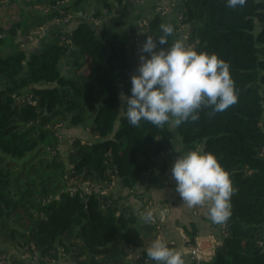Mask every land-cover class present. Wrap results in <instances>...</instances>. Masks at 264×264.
<instances>
[{
  "label": "trees",
  "instance_id": "trees-1",
  "mask_svg": "<svg viewBox=\"0 0 264 264\" xmlns=\"http://www.w3.org/2000/svg\"><path fill=\"white\" fill-rule=\"evenodd\" d=\"M137 3L0 0V245L18 251L33 243L41 264L61 257L73 264H123L121 237L135 254L127 264H156L146 255L156 230L140 208L114 197L103 210L97 192L78 188L70 195L65 189L67 182L86 181L107 189L114 181L118 189L134 191L178 137L177 157L196 147L213 153L237 189L227 235L212 261L201 264H264V0L236 8L227 0H176L188 33L182 42L230 65L238 102L214 115L204 108L197 121L173 128L143 120L133 126L119 101L120 94L131 96V77L139 74V44L128 40L136 28L125 20ZM64 19L75 28L47 31L52 40L32 46V32ZM145 21L142 38L153 37L156 51L181 41L178 25L160 45L164 18ZM57 124L86 127V144L74 139L62 157ZM55 194L59 201L42 205ZM166 228V243L178 250ZM187 233V245H194L196 231ZM6 254L0 249V256ZM8 264L29 263L14 254Z\"/></svg>",
  "mask_w": 264,
  "mask_h": 264
},
{
  "label": "clouds",
  "instance_id": "clouds-1",
  "mask_svg": "<svg viewBox=\"0 0 264 264\" xmlns=\"http://www.w3.org/2000/svg\"><path fill=\"white\" fill-rule=\"evenodd\" d=\"M246 0H227L229 8L243 7ZM163 35L160 45L167 44V37L174 32L171 23L161 25ZM157 41L147 37L140 51L137 72L131 77V96L121 94L127 106L129 123L139 126L147 121L162 128L165 124L178 127L185 122H195L199 112L211 108L210 115L224 112L238 102L235 82L230 65L216 54L197 52L182 41H175L170 48L156 51ZM176 181V191L188 207L208 205L212 222L226 223L232 216L231 198L237 189L230 173L211 152L199 147L179 155L171 169ZM151 220L152 213L142 217ZM147 257L156 264H184L182 253L157 238L146 249Z\"/></svg>",
  "mask_w": 264,
  "mask_h": 264
},
{
  "label": "crops",
  "instance_id": "crops-1",
  "mask_svg": "<svg viewBox=\"0 0 264 264\" xmlns=\"http://www.w3.org/2000/svg\"><path fill=\"white\" fill-rule=\"evenodd\" d=\"M165 6L166 0H143L142 2H138L132 11L127 12V16L125 17L126 26L128 28H136L135 36H131L128 32L129 42H137L139 45H143V35L141 31L138 32V28L139 24L145 20L146 17L159 14L164 18L166 24L171 23L174 27L177 26L176 17L178 5L164 14L160 11V9L162 10V8ZM75 24L76 23H70V29L75 28ZM57 29H59V26L51 25L48 31ZM47 36L48 35L46 34L33 44L38 46L39 43H47L48 41H51L52 37ZM135 39L138 41H135ZM119 101L122 106L124 101L121 99V94L119 96ZM117 125L118 124L115 125V128H117ZM88 134L89 132L84 126L73 127L63 124L61 126L62 143L59 146L60 151L64 152L65 149H68V145L71 140H86ZM181 149V141L178 139V137H176L172 149L168 151L166 155L162 156L156 161L155 167L152 169V171L145 175L143 181L137 185L130 196L125 198V196L130 192H128L127 189L118 188L116 191H114L113 196L118 198L121 203L129 205L134 209H139L142 203L147 200L153 201L155 203L166 204L170 208V216L166 224V235L170 240L174 241L178 245V250L182 253V255L187 256L188 247L190 246L187 245L189 240L187 231H192L194 229L196 231L194 244L203 245L207 249L212 248L220 239V233L218 226L210 219L207 209L202 208L201 206L191 208L188 207L181 198L180 194L176 191V181L172 179L171 169L174 166L175 160L178 158L177 155ZM119 238L122 252L121 255H123L125 258L123 264H127L130 262L128 254L131 252L122 242L121 237ZM0 249L7 251L6 255L8 256L16 254V250L10 245H0ZM130 255L132 259L135 258V254L131 253ZM53 264L73 263L68 262L65 257H61Z\"/></svg>",
  "mask_w": 264,
  "mask_h": 264
},
{
  "label": "built area",
  "instance_id": "built-area-1",
  "mask_svg": "<svg viewBox=\"0 0 264 264\" xmlns=\"http://www.w3.org/2000/svg\"><path fill=\"white\" fill-rule=\"evenodd\" d=\"M142 1L143 0H138V2H142ZM176 6H177L176 0H166V6L164 8H162V10L160 9V11L165 14L169 10L175 8ZM78 17L79 18H85L81 14H78ZM176 20H177V26L179 25L178 32H180V39H182V41H187L188 40V33L186 32V29L184 28V26L180 25L181 16L179 13H177ZM67 22H68L67 19L55 20L50 25H48L47 27H43L41 29H38V30L32 32L31 37H30L31 44H33L35 41L39 40L40 38L44 37L51 25H57V26H59L60 29L65 27V28H67V30H70ZM100 24H101L100 21H94L95 26H100ZM146 26H147V23L145 20H143L139 24V30L141 31L142 35L144 34L143 29ZM146 39H147V37H146ZM135 41H138V40L135 39ZM21 47H22V49H27L28 46L21 45ZM141 48H142V45H139L137 48V52H136L137 57L138 56L140 57V55L144 54L140 51ZM61 126L62 125H60V124H57L55 126V128L58 129L56 136L60 140H62ZM81 142H82V144H86L85 140H83ZM72 146H73V140H71L69 142L68 151L72 148ZM58 151L60 152L62 157H65V153H61L60 148H58ZM49 152H50V154L54 153L52 151H49ZM64 179L66 180L67 176H65ZM114 187H116V183L114 181L110 184V186L107 189L106 188H100L99 189L98 187H94L88 181L80 183V184L75 183V185H71L67 182V186H66L65 190L70 195H73L74 193H76L78 191V188L81 190V192L83 194H90L92 192H97L99 194L98 200H99L100 208L104 210V209L109 207V205L111 204V200L114 198V196L112 195V191L114 193V191L117 190L118 186L116 187V189H114ZM132 192L133 191L130 190V193H132ZM59 200H60V196L58 194H55V195L49 196L46 199H44L42 201V205L46 206V205L50 204L51 202H57ZM201 207L207 209V211H208V205L207 204H205L204 206H201ZM140 209H141V213L143 215L146 212L152 213V218L148 222H149V224L153 225L155 230H156V234H157L156 239L162 238L163 240L167 241L168 239L165 237V226L169 220L170 208L166 204L155 203L153 201L147 200V201H144L142 203ZM215 224L218 226V230L220 233V239L210 249H207V248H205V246L200 245V244L190 245L188 247L187 256L182 255V258L184 260V264H201V263L212 261V259L214 258V255H215L216 248L221 245L222 238L227 235L226 223H223V224L215 223ZM169 241H170V244H174L173 241H171V240H169ZM16 254L19 255L20 259L26 260L29 264H41L42 258L40 257V255H39V253H38V251L35 248V245L33 243H30L24 249H20L18 251L16 250ZM8 257H9L8 255L0 256V264H8ZM128 258L130 260L132 259L130 254L128 255ZM53 263L54 262H51V264H53Z\"/></svg>",
  "mask_w": 264,
  "mask_h": 264
},
{
  "label": "rangeland",
  "instance_id": "rangeland-1",
  "mask_svg": "<svg viewBox=\"0 0 264 264\" xmlns=\"http://www.w3.org/2000/svg\"><path fill=\"white\" fill-rule=\"evenodd\" d=\"M69 29H70V25H69ZM143 39V41H142V43H144L145 41H146V39H144V38H142ZM32 46H35V44H32ZM135 59H136V69L138 68V65H139V63H140V61H139V56L137 57V55H135ZM138 60V61H137ZM138 64V65H137ZM171 127L173 128L174 126H172L171 125ZM66 150H68V149H65L64 150V152L66 151ZM64 152H61V153H64ZM144 196V195H143Z\"/></svg>",
  "mask_w": 264,
  "mask_h": 264
},
{
  "label": "water",
  "instance_id": "water-1",
  "mask_svg": "<svg viewBox=\"0 0 264 264\" xmlns=\"http://www.w3.org/2000/svg\"><path fill=\"white\" fill-rule=\"evenodd\" d=\"M182 41V39H180Z\"/></svg>",
  "mask_w": 264,
  "mask_h": 264
}]
</instances>
